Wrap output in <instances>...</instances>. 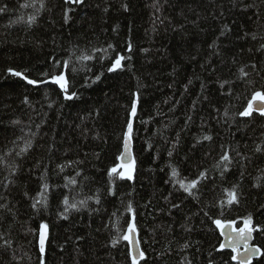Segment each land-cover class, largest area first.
Instances as JSON below:
<instances>
[{"label": "trees", "instance_id": "obj_1", "mask_svg": "<svg viewBox=\"0 0 264 264\" xmlns=\"http://www.w3.org/2000/svg\"><path fill=\"white\" fill-rule=\"evenodd\" d=\"M5 5L0 264H40L42 223L45 264H132L129 240L111 243L131 223L146 257L140 264H239L220 249L216 219L241 227L251 217L254 244L264 249V116L239 115L264 89V0H0ZM73 53L94 59L70 61L72 100L50 81L29 85L7 71L49 80L56 61ZM119 54L124 67L109 72ZM134 101L133 179L110 177ZM28 140L32 147L17 155ZM226 153L229 162L221 160ZM201 172L207 178L190 195L180 181ZM44 183L47 205L33 208ZM233 188L238 202L229 205ZM66 196L78 210L64 219ZM251 264H264V256Z\"/></svg>", "mask_w": 264, "mask_h": 264}, {"label": "snow or ice", "instance_id": "obj_2", "mask_svg": "<svg viewBox=\"0 0 264 264\" xmlns=\"http://www.w3.org/2000/svg\"><path fill=\"white\" fill-rule=\"evenodd\" d=\"M65 3H72V4H82L83 0H65ZM34 5H29L25 4L24 7H30ZM6 5L4 7H0V12H4L6 10ZM41 7H43V3H41ZM127 8V5L124 6ZM71 9H68L65 13V19H68L67 12H70ZM29 22H35L36 21V16L32 15L28 17ZM109 47H113L112 45H109ZM128 51H131V44L128 45ZM75 58L76 60H79L81 62L83 61H88L94 59L92 55L82 53L79 56H75V53L73 55H70L67 60H64L63 64L61 65L59 61H56V63L53 66V74L49 77V80H44V81H38L35 79H30L29 76L25 75L24 73L17 71L13 68H9L7 71L11 73L13 76L16 77H22L23 80H25L29 85H38L40 83H48L49 81L58 86V88L63 92L64 99L66 100H72L77 96V93L75 91L70 92L69 87H70V82L68 79L67 72L70 67V61ZM125 56L123 54H119L115 57V59L112 61L111 66L108 68L109 72H114L117 70H120L124 67L123 61L125 60ZM62 67V71H60L58 74L55 72L56 68ZM254 67V66H253ZM72 72L76 71L75 67L71 68ZM240 72V79H244L248 77L249 73L244 70V68L239 69ZM47 76L48 74L45 73ZM97 80L100 79V76L96 77ZM224 83H228L225 81ZM248 83H252L251 81H248ZM27 99V98H26ZM139 99V94H136V101ZM136 101L133 102L132 109H131V116L136 115ZM253 113H257L260 116H264V89H258L254 92H252L250 99H248L246 107L239 113L240 116L242 117H252ZM225 116H228L227 110L224 112ZM14 123H19V121H14ZM133 131V125L131 122L128 123L127 125V138L124 141V149H125V154L130 155L129 153V141L131 139V134ZM206 140H210V136L204 137ZM32 147V142L31 140L25 141V147L20 150L17 155H21L24 152H27L28 149ZM256 151H261L260 146H257ZM10 154V152H9ZM169 156H171V152L169 153ZM126 158V155H122L120 157L121 160H124ZM231 157L226 153L221 157L222 161L229 162ZM10 167L12 172H15L18 168L17 165H7ZM219 167V164L217 165ZM63 166H61V169ZM120 169H123V171H120ZM133 172V166L131 164L125 165V164H120L117 166H114L110 169L109 171V176H117L120 179H133L132 176ZM223 174V173H221ZM173 176L178 175L177 170L173 169L172 172ZM206 172H201L197 178L191 179L188 182L180 181L181 187L184 189V191L188 192L190 195L193 193L194 189H197L198 185L201 183L203 179H206ZM71 183L75 184L76 181L73 179ZM42 191L38 193L41 199L35 200V198H32L35 200V202L32 204L33 208L37 207V204H43L44 206L47 205V198H46V193L49 189V185L47 183H44L42 185ZM111 194H115L114 189H110ZM27 196V193H25ZM96 202L99 203V196L95 197ZM228 204L231 205L234 202H238V196L236 193L235 188L229 191L228 193ZM62 203L64 204V212L60 213L61 217L64 219H67V213L69 212L70 209H76L78 210V205L76 203H69L68 197H64ZM80 206H86L87 201L86 200H81L79 202ZM0 208H7V205H0ZM128 211L133 212L134 210L132 209L131 204L128 205ZM10 211V209H9ZM113 216H115V213H113ZM133 220H134V215H133ZM214 223L217 225L218 228H220L221 233L224 234V229L226 227H230L235 225V221H221L220 219H216ZM256 228H254L251 225V217H249L247 220L244 221V226L243 227H233V233L234 235H229L226 237L228 243L226 244H220V249H224L226 246L231 247L232 251L235 253V255H232L231 259L232 260H238L239 259V264H251L252 259L256 257L257 255L264 256V249H260L258 246H249L247 241L251 237L253 231H255ZM127 233L128 234H135L136 233V227L134 223H131L127 227ZM47 234H48V225L47 223H42L40 225V232H39V240H38V247H39V252L42 254L41 259H40V264H45V261L43 259V254L46 251V240H47ZM125 234L123 236H117L112 239L111 243L113 246H116L121 239L123 240H129L130 243L134 245L133 250L130 252L131 255V262L132 264H140L141 260L146 259L145 253L142 250H139L138 248V242L133 241L130 238V235ZM239 240L245 241V256L244 258L240 259L239 258V249L237 248V242ZM5 245L10 244V241L5 240L4 241Z\"/></svg>", "mask_w": 264, "mask_h": 264}, {"label": "water", "instance_id": "obj_3", "mask_svg": "<svg viewBox=\"0 0 264 264\" xmlns=\"http://www.w3.org/2000/svg\"><path fill=\"white\" fill-rule=\"evenodd\" d=\"M136 113H137V103H136ZM135 116H136V115H135ZM135 116H134V117H133V116L130 117V122L132 123V125H134V118H135ZM126 138H127V129H126V131H125L124 141H125ZM124 141H123V149H122V153H121L120 157H121L122 155H126V158H125L124 160H121L120 157H119L118 165H120V164H125V165L131 164V165L133 166V169H134L136 161H135V157H134V154H133V141H132V134H131V139H130V141H129V153H130V155L125 154ZM243 226H244V225H243ZM243 226H241V227H243ZM233 227H236V225H233V226H230V227H226V228L224 229V234L221 233V230H220V228H219V230H220V234H221V236H222V243H223V244H226V245H227V243H228V241H227V239H226L227 236H229V235H234V233H233ZM236 228H239V227H236ZM254 232H255V231H253L251 237H250V238L248 239V241H247V243H248L249 246H256V245L254 244V240H255V239H254ZM130 238H131L133 241L138 242V248H139V250H141L140 243H139L138 238H137V233H135V234H130ZM46 241H47V240H46ZM130 244H131V251H132L134 245H133L132 243H130ZM236 246H237V248L239 249V258H240V259L244 258V256H245V251H244V249H245V241H243V240H239V241L237 242V245H236ZM224 249L232 250L231 247H227V246H226ZM259 257H261V256H260V255H257L256 257H254V258L252 259V261H253L254 259H256V258H259ZM237 261H239V259H238Z\"/></svg>", "mask_w": 264, "mask_h": 264}, {"label": "rangeland", "instance_id": "obj_4", "mask_svg": "<svg viewBox=\"0 0 264 264\" xmlns=\"http://www.w3.org/2000/svg\"><path fill=\"white\" fill-rule=\"evenodd\" d=\"M120 171H123V169H120ZM132 174H133V172H132Z\"/></svg>", "mask_w": 264, "mask_h": 264}, {"label": "bare ground", "instance_id": "obj_5", "mask_svg": "<svg viewBox=\"0 0 264 264\" xmlns=\"http://www.w3.org/2000/svg\"><path fill=\"white\" fill-rule=\"evenodd\" d=\"M137 233V232H136ZM137 238H138V235H137ZM138 241H139V239H138ZM131 245V244H130Z\"/></svg>", "mask_w": 264, "mask_h": 264}]
</instances>
